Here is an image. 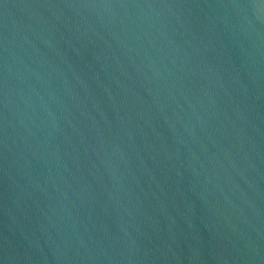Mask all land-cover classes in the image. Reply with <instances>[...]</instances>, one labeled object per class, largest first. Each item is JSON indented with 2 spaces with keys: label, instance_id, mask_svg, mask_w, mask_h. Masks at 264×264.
<instances>
[{
  "label": "water",
  "instance_id": "1",
  "mask_svg": "<svg viewBox=\"0 0 264 264\" xmlns=\"http://www.w3.org/2000/svg\"><path fill=\"white\" fill-rule=\"evenodd\" d=\"M0 264H264V0H0Z\"/></svg>",
  "mask_w": 264,
  "mask_h": 264
}]
</instances>
